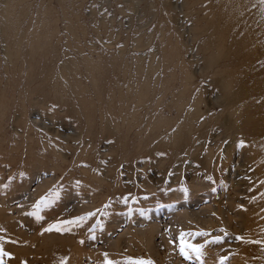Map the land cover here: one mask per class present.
<instances>
[{
  "label": "rangeland",
  "instance_id": "rangeland-1",
  "mask_svg": "<svg viewBox=\"0 0 264 264\" xmlns=\"http://www.w3.org/2000/svg\"><path fill=\"white\" fill-rule=\"evenodd\" d=\"M254 109L264 0H0V264H264Z\"/></svg>",
  "mask_w": 264,
  "mask_h": 264
},
{
  "label": "bare ground",
  "instance_id": "bare-ground-1",
  "mask_svg": "<svg viewBox=\"0 0 264 264\" xmlns=\"http://www.w3.org/2000/svg\"><path fill=\"white\" fill-rule=\"evenodd\" d=\"M251 106H252V105H251ZM253 106H254V105H253ZM259 109H260V108H259ZM254 110L256 111V116H254L253 119H251V120H252V121L255 120L257 123H258L260 120H261V121L264 120V117H263L264 115L261 114L262 112L259 113L258 110H256V109H254ZM252 112H253V111H250V112H248V114H250V113H252ZM257 115H258V116H257ZM249 121H250V119H249Z\"/></svg>",
  "mask_w": 264,
  "mask_h": 264
},
{
  "label": "snow or ice",
  "instance_id": "snow-or-ice-1",
  "mask_svg": "<svg viewBox=\"0 0 264 264\" xmlns=\"http://www.w3.org/2000/svg\"><path fill=\"white\" fill-rule=\"evenodd\" d=\"M195 251V250H194Z\"/></svg>",
  "mask_w": 264,
  "mask_h": 264
}]
</instances>
